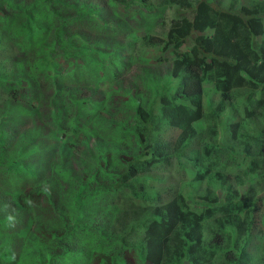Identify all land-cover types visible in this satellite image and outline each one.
<instances>
[{
  "label": "trees",
  "instance_id": "1",
  "mask_svg": "<svg viewBox=\"0 0 264 264\" xmlns=\"http://www.w3.org/2000/svg\"><path fill=\"white\" fill-rule=\"evenodd\" d=\"M116 2L124 8L103 21L110 34L106 44L100 40L105 35L102 30L94 29L93 44H84L86 37L69 30L76 21L96 18L94 7L63 17L48 0H38L34 9L11 8L7 25L0 29V48H5L20 13L25 17V36L44 16L46 23L41 26L46 38L51 34L53 45L40 57L36 74L43 64L55 67V59L61 57L79 59L72 69L82 66L92 74L102 71L104 59L113 55L131 67L137 63L133 53L144 73L141 86H130L129 97L135 105L127 120L105 111L108 98H98L99 91L73 98L51 75L42 80L33 77L32 87L53 88L51 109L65 94L72 109L69 115L75 119L64 128L56 113L52 120L59 122V131L73 134L71 147L79 151L95 139L100 158L97 173L87 172L80 179L77 208L72 206L68 215L59 213L51 228L40 233L23 223L21 247L34 255L32 264H114L115 259L117 264H129V258L130 264H264V2L230 0L228 8L213 0ZM172 8L174 16L169 14ZM143 20L150 25H142ZM36 35L28 40L19 31L20 47L43 44V39L35 40ZM150 49L167 58L171 52L166 77L152 72L162 61L145 57ZM4 59L17 60L6 54ZM12 69L0 61V72ZM114 77L128 78L121 70ZM146 87L155 108L141 98ZM30 105L41 107L39 97ZM82 107L88 110L84 123L78 121ZM117 131L131 136L114 142L116 151L108 154L101 140ZM27 133L0 131V172L11 177L8 194L17 196L22 217L33 212L30 202L58 212L63 180L48 176V170L59 157L47 149V156L33 161L41 166L43 178L33 185L35 192L24 197L9 188L14 175L27 168L26 155L34 160L25 143L36 134L25 137ZM130 140H135L136 150ZM194 144L198 148L188 154L191 175L194 172L190 180L181 161ZM167 165L178 166L164 182L153 180L152 169ZM95 192L101 206L112 210L116 206L119 214L103 213L99 205L89 208ZM142 222L138 234L144 235L146 244L138 246L131 236ZM253 239L260 241L254 251ZM0 264H16L1 243Z\"/></svg>",
  "mask_w": 264,
  "mask_h": 264
},
{
  "label": "rangeland",
  "instance_id": "2",
  "mask_svg": "<svg viewBox=\"0 0 264 264\" xmlns=\"http://www.w3.org/2000/svg\"><path fill=\"white\" fill-rule=\"evenodd\" d=\"M37 1L38 0H0V29L7 25L9 21L8 15L11 8L16 6L20 8L21 6H24L26 8L34 9L33 6ZM60 1V3H55L54 0H48L49 5L54 12L61 14L63 17H70L69 15L78 13L84 8L94 7L96 12L92 13L96 18L87 21L81 20V22L76 21L69 27V30L77 31L88 39H84V44H90L91 41L93 44L95 36L94 29H97V31L99 30L100 32L102 30L105 33L103 36L100 35V40L106 44V42L109 41L110 34L107 26H104L103 21L124 8L120 6L116 0ZM213 1L215 4H220L219 6L222 8H228L230 6V0ZM113 4H115V6H113ZM75 8L78 10H75ZM133 9L139 10L140 7L133 6ZM169 14L170 16H174L173 8L172 12H169ZM24 18L25 17L22 16V13H20L19 18L14 20L15 30L8 36V45L5 48H0V61H6V63L13 68L9 73L0 72V131L9 128L17 131L19 130L22 133L28 132L25 137L32 133L36 134L29 143H25L26 150H29L31 155L33 153L34 160L32 156L26 155L27 157L25 159L27 168L23 169L19 174L14 175L9 188L12 191L20 192L24 197L25 194L34 193L36 188L33 189V185L35 182L40 183L43 178L41 166L39 164H33V161L40 157L47 156L48 150L52 156L56 155L59 157V160L57 162L54 160L55 164L48 170V176L49 174L51 177L58 175L61 181L63 180V191L60 192L61 201H57L56 209L58 212H54L48 207H45V205L34 206L30 202V207L33 212L22 217L23 209L18 205L17 196H10L8 194V180H10L11 177L5 172H0V243L5 246L11 259L14 260L16 264H32V262H35L34 255L21 247L20 236L25 230L23 223L26 227L32 225L34 230L40 233L46 228H51V223L58 217L59 213L60 215L62 213L68 215L73 210L72 206L77 208V193L80 188V179L87 172L90 174L97 173L98 163L96 160L100 158L96 149L97 143L95 144V139L91 138L89 143L79 151L71 147V144L75 140L73 134L70 132L59 131V122L52 120L53 115L56 113L57 117H60L64 122V125H62V128H64V126L68 124L66 122L75 119L69 115L72 109L69 107V104L65 102V94L63 95V98L60 97L58 99L57 104H54V107L51 109L52 96L50 94L52 93L53 88L48 87L45 90L43 87L39 89L32 87L33 77H42L40 79L42 80L45 78L46 74L49 76L51 75L56 80L57 84L72 93L73 98H77V96H79V98H85L89 93H92L93 95L99 91L100 95L97 96L98 98H108L104 102L105 111L118 113L126 120L132 117L135 105L129 97L130 86H141L144 81V77L141 76L144 74L142 72V63L139 60V57L134 53L130 55L137 63L133 64L131 67L124 66V58L118 56L115 57L116 55H113L110 60L104 59V67L102 71L93 72L92 74L82 66H77L75 69H72L79 59H74L75 57L64 59V57H61L57 61L55 59V67L51 68L50 66L48 67L46 64H43L44 68L42 70L39 69L36 74L34 69L37 65H41L40 60L42 58L40 57L43 56L44 52L47 53L53 45L52 36L50 34L48 38L45 37V27L41 26L46 23L43 15L39 23L30 26V35L25 36L22 27L23 24L26 23L24 22ZM166 23H169V21H166ZM141 24L149 26L150 22L148 20H143ZM163 26L164 23H162L161 27ZM158 28L159 32V26H157L155 30ZM19 31L23 38L28 40H31L37 32L35 40L43 39L44 43L32 42L29 45L20 47V41L18 38ZM80 40H82V38ZM100 47L102 48L101 45ZM100 47L97 45L96 49L103 51ZM5 54L8 56L14 55L17 58L16 62L10 63L5 60ZM144 56L152 59L158 58L157 60L162 61V64L160 66H155L152 72L157 76L166 77L168 71L171 70V64L169 62L171 59V52L167 58V56L161 53V51L150 49L145 52ZM117 70L124 72L128 78H115L114 74ZM81 79L82 81L79 82ZM145 92L146 93H143L141 98H143L144 102H148L150 107L154 106L155 108L156 103L151 101L152 96L147 87ZM36 97H39L41 107L32 108L30 102ZM43 104L44 107L42 106ZM81 111L82 112L79 114L80 120L78 121L84 123L88 110L86 107H82ZM20 113H23V115L15 120ZM18 119L20 120L18 121ZM12 135L15 136L13 132ZM49 136H52V139H50ZM129 136L131 135H125L123 131H117L108 135L106 139H102L101 144L106 147L108 154H114L116 151L113 146L114 142L124 140ZM129 142L132 143V149L136 150L138 148V145L133 144L135 140H130ZM197 148V144L188 148L186 151V157L181 161V164L183 165L182 168L186 171L184 172L190 180L194 179V172L191 175L192 169L188 166L190 162L188 154ZM177 166L178 165H167L156 167L152 169L153 171L150 173L151 177L156 182H164L167 175L172 173L171 170L177 168ZM2 179L4 180V184H2ZM90 198L89 201L93 202L87 204L89 208L99 205L103 213L108 215L119 214L120 211L116 206L113 207V210L109 206H101L103 203L96 197V192ZM188 203L191 206L195 204L192 202V198H188ZM143 223L144 222L139 224L137 232L131 236L132 243H136L139 238L144 236L138 234ZM259 246L260 241L253 239L250 244L251 250L254 251ZM116 261L117 260L115 259L114 264H117ZM129 261L131 262L130 258L128 259V263L130 264Z\"/></svg>",
  "mask_w": 264,
  "mask_h": 264
},
{
  "label": "clouds",
  "instance_id": "3",
  "mask_svg": "<svg viewBox=\"0 0 264 264\" xmlns=\"http://www.w3.org/2000/svg\"><path fill=\"white\" fill-rule=\"evenodd\" d=\"M261 2H264V0H262ZM136 243L139 245H145L146 244V239L143 237H141V239L139 238L138 241H136Z\"/></svg>",
  "mask_w": 264,
  "mask_h": 264
}]
</instances>
